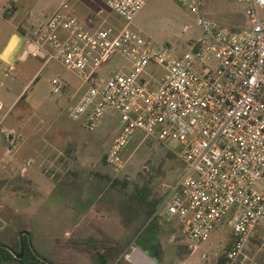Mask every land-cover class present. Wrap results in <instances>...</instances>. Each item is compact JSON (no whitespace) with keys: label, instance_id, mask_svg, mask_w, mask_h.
<instances>
[{"label":"built area","instance_id":"1","mask_svg":"<svg viewBox=\"0 0 264 264\" xmlns=\"http://www.w3.org/2000/svg\"><path fill=\"white\" fill-rule=\"evenodd\" d=\"M148 1L107 0L124 25L94 31L59 10L26 28L27 55L78 74L86 91L70 116L82 119L87 131L96 130L108 111L119 114L120 129L107 151L116 171L126 166L123 152L137 132L143 141L178 143L186 168L161 209L181 222L192 252L227 223L232 244L215 264H248L245 248L256 226L264 225V0H228L247 5L249 27L240 33L199 17L203 36L184 55L133 29ZM176 1L199 14L209 0ZM116 56L130 69L100 78L99 69ZM152 63L166 71L156 89L148 79ZM52 85L54 93L62 91L57 79Z\"/></svg>","mask_w":264,"mask_h":264},{"label":"rangeland","instance_id":"2","mask_svg":"<svg viewBox=\"0 0 264 264\" xmlns=\"http://www.w3.org/2000/svg\"><path fill=\"white\" fill-rule=\"evenodd\" d=\"M82 1L86 0H80L79 5ZM61 2L66 5L58 10L68 12L70 0H40L50 12ZM175 2L181 9L163 5L146 18L154 22L156 40L178 55L187 53L202 38L199 17L227 33H240L249 27L245 4L209 0L199 14H194ZM26 43L19 29L0 18V246L19 254L20 234L28 232L29 236L24 235L28 245L50 264H100L102 252L98 247H111V256L103 264H129L127 257H133L130 249L125 250L127 245L132 241L144 246L148 238L157 237L160 219L144 222L142 217L131 219L118 211L107 216L109 221L99 232L88 234L86 229V235L83 211L98 197L105 201L124 196L139 204L150 198L160 200L186 168L177 156L180 146L176 142L162 144L152 137L143 141L144 136L137 132L123 152L126 166L116 171L105 157L111 138L120 128L119 114L108 111L96 130L87 131L82 119L75 121L70 116L79 99L73 95L82 86L80 78L54 61L44 66L39 58L22 59ZM205 62L217 64L215 60ZM130 67L126 59L116 56L99 69L98 75L107 79ZM196 67L203 71L200 63ZM147 71L154 83L166 74L154 63ZM54 79L61 85L60 93L53 92ZM8 134L17 138L10 142ZM100 183L104 187H96ZM98 204L96 210H103V202ZM77 221L81 225L73 228ZM113 237L118 243L111 241ZM230 244L232 234L225 223L201 244L194 260L210 264L225 256ZM244 254L248 264H264L263 224L254 229ZM0 264L18 263L0 258Z\"/></svg>","mask_w":264,"mask_h":264},{"label":"crops","instance_id":"3","mask_svg":"<svg viewBox=\"0 0 264 264\" xmlns=\"http://www.w3.org/2000/svg\"><path fill=\"white\" fill-rule=\"evenodd\" d=\"M69 4V13L78 17L82 23L87 27V29L94 31L103 27H117L121 28L124 25V20L118 15L113 13L107 6V0H86L82 1V4L79 5L80 0H70ZM174 5L178 9H181L175 2V0H149L147 4L143 7L140 13L137 15L133 29L135 31H140L145 36L153 39L155 42L159 43L156 40L158 35L153 24L154 22L146 18L150 15L151 12L159 9L163 5ZM40 0H0V18L8 22L14 29L22 30V34L25 37L27 43L26 47L22 51L21 58L26 59L28 57L27 53L30 50L29 41L25 35L26 28L35 25L37 23L43 22L51 16L52 14L58 12L59 8L66 5L63 2L54 9V11H48L47 8L40 6ZM63 10V9H60ZM170 33V32H169ZM129 69L126 70V72ZM78 76V74L74 73ZM113 74V73H112ZM79 77V76H78ZM101 77V76H100ZM80 78V77H79ZM102 78V77H101ZM103 79H105L103 77ZM81 80V79H80ZM151 87L156 89L159 87L160 82L154 83L151 81ZM28 88V84L25 86L22 93ZM86 91V87L82 83V86L79 88V91L74 97L78 96V101L81 99L83 94ZM21 93V94H22ZM20 94V95H21ZM19 95V96H20ZM76 102V104L78 103ZM1 102V101H0ZM2 104V102H1ZM75 104V105H76ZM74 105V106H75ZM3 109V105H2ZM1 109V110H2ZM0 110V111H1ZM120 129V128H119ZM118 131L111 138L110 143L107 148H109L112 140L116 136ZM13 135V134H8ZM16 139V136H13ZM15 141V140H14ZM8 152V150H7ZM104 184L100 183L96 187H104ZM113 191V190H112ZM167 191L162 196L160 200L145 199L140 204L135 202V199L131 200L124 196H116L112 199L106 198L107 200L102 201L101 197H98L92 201L93 205H89L82 215L83 228L88 229V234L91 232L97 233L103 227V223L109 221L107 216H114L118 211L119 215L123 212L126 217L131 219L143 218L144 222H147L150 219L158 218L160 219L161 224H159L158 236L150 237L146 241L144 246H136L132 241L127 245L126 249H130V253L133 257L132 260H129V264H204L198 262L199 260H194L195 253L200 249L201 244L198 246V249L194 252L188 249V238L183 233V226L177 218H170L167 216L166 212L161 209V203L166 196ZM98 202H103L101 208L103 210H96V206L99 205ZM113 204V205H111ZM121 212V213H120ZM81 223L79 221L73 222L72 227H79ZM105 225V224H104ZM108 226V225H106ZM221 226V225H220ZM219 227V226H218ZM216 230L213 232L214 236ZM232 234V233H231ZM211 236V237H212ZM211 239V238H210ZM111 241L117 242L114 240V237ZM204 243V242H203ZM102 254L105 260L111 256V247L97 249ZM144 252V253H143ZM141 254V255H140ZM202 258L205 259L206 255L203 254ZM100 261V264H103ZM219 261V258L214 260L210 264H215Z\"/></svg>","mask_w":264,"mask_h":264},{"label":"trees","instance_id":"4","mask_svg":"<svg viewBox=\"0 0 264 264\" xmlns=\"http://www.w3.org/2000/svg\"><path fill=\"white\" fill-rule=\"evenodd\" d=\"M23 32L22 30H20ZM105 160L107 162V154L105 157ZM23 244H24V256L23 258H16L17 253L8 250L7 248L0 246V258L5 262L14 261L18 264H50L46 261H44L41 257L38 256L37 253L34 252V250L28 245V238L27 236L23 237ZM231 246V244H230ZM229 246V247H230ZM228 247V249H229ZM132 257V256H131ZM100 260L102 263H104L105 258L103 256H100ZM220 263H223L224 256L220 257L219 259Z\"/></svg>","mask_w":264,"mask_h":264},{"label":"water","instance_id":"5","mask_svg":"<svg viewBox=\"0 0 264 264\" xmlns=\"http://www.w3.org/2000/svg\"><path fill=\"white\" fill-rule=\"evenodd\" d=\"M8 140L11 142L13 140V135H9ZM24 235L29 236L28 232H22L20 234V253L18 255H16V258H19V259L22 257L23 251H24V244H23V236Z\"/></svg>","mask_w":264,"mask_h":264},{"label":"flooded vegetation","instance_id":"6","mask_svg":"<svg viewBox=\"0 0 264 264\" xmlns=\"http://www.w3.org/2000/svg\"><path fill=\"white\" fill-rule=\"evenodd\" d=\"M128 259H129V260H132V258H130L129 256H128Z\"/></svg>","mask_w":264,"mask_h":264},{"label":"bare ground","instance_id":"7","mask_svg":"<svg viewBox=\"0 0 264 264\" xmlns=\"http://www.w3.org/2000/svg\"><path fill=\"white\" fill-rule=\"evenodd\" d=\"M144 253V252H143ZM141 255V254H140Z\"/></svg>","mask_w":264,"mask_h":264}]
</instances>
